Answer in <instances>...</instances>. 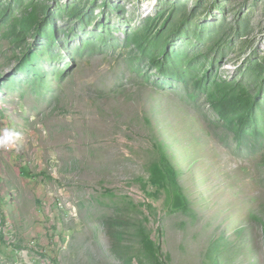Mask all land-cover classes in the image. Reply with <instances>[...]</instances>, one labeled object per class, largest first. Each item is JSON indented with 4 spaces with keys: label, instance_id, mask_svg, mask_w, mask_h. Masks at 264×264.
I'll use <instances>...</instances> for the list:
<instances>
[{
    "label": "rangeland",
    "instance_id": "obj_1",
    "mask_svg": "<svg viewBox=\"0 0 264 264\" xmlns=\"http://www.w3.org/2000/svg\"><path fill=\"white\" fill-rule=\"evenodd\" d=\"M5 130L0 264H264V0H0Z\"/></svg>",
    "mask_w": 264,
    "mask_h": 264
},
{
    "label": "clouds",
    "instance_id": "obj_2",
    "mask_svg": "<svg viewBox=\"0 0 264 264\" xmlns=\"http://www.w3.org/2000/svg\"><path fill=\"white\" fill-rule=\"evenodd\" d=\"M15 135V133L11 130H5L3 137L0 138V144H5L7 145L10 143L12 137Z\"/></svg>",
    "mask_w": 264,
    "mask_h": 264
},
{
    "label": "trees",
    "instance_id": "obj_3",
    "mask_svg": "<svg viewBox=\"0 0 264 264\" xmlns=\"http://www.w3.org/2000/svg\"><path fill=\"white\" fill-rule=\"evenodd\" d=\"M171 171L172 170H171L170 167H168V169L163 170L162 168L155 166L154 169H153V175H154V177H156V176H158V174H164V173H166V174H168V173L172 174Z\"/></svg>",
    "mask_w": 264,
    "mask_h": 264
}]
</instances>
